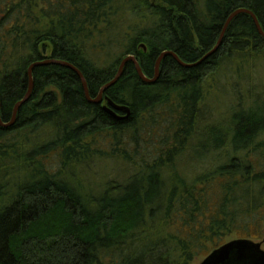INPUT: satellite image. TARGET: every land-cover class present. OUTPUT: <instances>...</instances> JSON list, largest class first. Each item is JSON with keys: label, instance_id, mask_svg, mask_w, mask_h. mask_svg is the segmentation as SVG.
<instances>
[{"label": "trees", "instance_id": "1", "mask_svg": "<svg viewBox=\"0 0 264 264\" xmlns=\"http://www.w3.org/2000/svg\"><path fill=\"white\" fill-rule=\"evenodd\" d=\"M239 10L264 32V0H0L1 122L28 93L34 63L71 64L94 99L127 56L148 79L164 52L198 63ZM262 55L264 37L241 13L199 66L166 56L150 85L128 63L101 105L72 70L35 68L31 99L0 125V264H192L229 237L264 239V114L199 130L208 80ZM107 101L130 116L113 118ZM102 160L132 173L86 192L74 174Z\"/></svg>", "mask_w": 264, "mask_h": 264}, {"label": "rangeland", "instance_id": "2", "mask_svg": "<svg viewBox=\"0 0 264 264\" xmlns=\"http://www.w3.org/2000/svg\"><path fill=\"white\" fill-rule=\"evenodd\" d=\"M206 86L207 93L203 107L206 118L199 130L204 129L207 124L225 125L228 121L231 122L235 114L243 110H252L258 116H262L264 114V55L253 59L245 66L237 65V61L223 64L218 74L208 80ZM104 106L107 107V104ZM199 152L201 150L197 153ZM189 155L185 156L179 165L180 170L185 173L192 171V165H197V161L192 162ZM192 157H195V154H192ZM131 173L132 169L128 163L102 160L79 167L74 176L86 192H96L107 183L128 178ZM23 179V176L19 177V180L14 178L11 185ZM10 181H8L9 184ZM6 201L5 199L0 201V210L4 208L2 203ZM233 240H236L234 236L229 237L224 244ZM262 241L263 239L255 242ZM262 248L264 249V244ZM205 258V256H199L192 264H201Z\"/></svg>", "mask_w": 264, "mask_h": 264}, {"label": "water", "instance_id": "3", "mask_svg": "<svg viewBox=\"0 0 264 264\" xmlns=\"http://www.w3.org/2000/svg\"><path fill=\"white\" fill-rule=\"evenodd\" d=\"M241 13H247L253 18V21L255 23L257 30L259 31L260 35L264 37V32L261 28V25H260L257 17L253 13H251L249 11H245V10L236 11L227 20V22H226V24H225V26L221 32V35H220V38H219L217 45L214 47V49L211 52L206 54L203 57V59L201 61H199L198 63L192 64V65L185 64L174 53L164 52L158 58V60L155 64L154 77L152 79H148L144 76L136 58L134 56H127L121 61L118 73H117L116 77L114 78V80L111 81L110 83H108L107 85H105L100 90L99 95L94 99L90 97V94H89L88 88H87V82H86L83 74L76 67L72 66L71 64L59 62V61H55V60H47V61H43V62L34 63L29 69L30 88H29L28 93L26 94V96L24 97V99L22 101H20L19 103L16 104L14 111H13V117H12L11 122L9 124H3L1 122V119H0V125L2 127H5V128L12 127L16 122L17 114H18L19 110L21 109V107L31 99L32 92H33V86H34L33 85L32 72L37 67L45 66L48 64H53V65L62 66V67H65V68L72 70L79 77L81 84L83 86L86 98L89 101V103L93 104V105H101L103 103V101L106 100V99H104V94L120 80V78L123 75L124 68L128 63L134 64L136 72H137L138 76L140 77V79L142 81H144L145 83L150 84V85L155 84L158 81V79L160 77V65H161L162 60L166 56H170V57L174 58L175 61L183 68H193V67L199 66L201 63H203L205 60L210 58L213 54H215L218 51V49L221 46V43L223 41V38L225 36V33L228 30L230 23L234 20V18L237 15H239ZM103 108L106 112H108L115 119L120 118L118 116V113L125 114L124 118H128L130 116L129 107L118 106V105H115L111 101H107V107L104 106ZM0 110H1V103H0ZM263 244H264V239L260 243H257V242L252 241V240H247V239H236V240H233L229 243L222 245L218 249L211 252L203 260V262L201 264H264V249L262 248Z\"/></svg>", "mask_w": 264, "mask_h": 264}]
</instances>
